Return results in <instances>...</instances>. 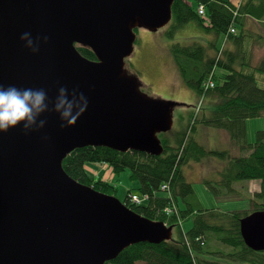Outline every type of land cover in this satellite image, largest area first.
<instances>
[{
  "label": "water",
  "instance_id": "water-1",
  "mask_svg": "<svg viewBox=\"0 0 264 264\" xmlns=\"http://www.w3.org/2000/svg\"><path fill=\"white\" fill-rule=\"evenodd\" d=\"M173 1L0 0V84L45 89L49 109L61 86L69 100L73 89L87 99L63 129L59 113L46 111L39 130L25 134L20 124L0 132V264H106L130 245L172 239L173 226L73 179L62 161L84 146L163 153L159 134L172 130L183 103L144 93L125 59L135 29L166 26ZM24 32L41 37L38 52L24 46ZM240 233L248 247L264 250V210L242 217Z\"/></svg>",
  "mask_w": 264,
  "mask_h": 264
},
{
  "label": "trees",
  "instance_id": "trees-1",
  "mask_svg": "<svg viewBox=\"0 0 264 264\" xmlns=\"http://www.w3.org/2000/svg\"><path fill=\"white\" fill-rule=\"evenodd\" d=\"M199 6L204 8L203 14L198 13ZM248 19L264 31V0H240L238 5L230 0H174L170 31L174 33L194 21L211 38L207 44L194 41L187 45H170L181 79L198 99L187 124L180 131H171L173 137L161 139L164 151L158 156L134 150L120 152L105 146H84L72 150L63 159L62 166L70 177L114 196L116 186L90 176L85 165L105 163L115 173L129 170L130 178L139 182L138 194L143 199L140 203L133 202V191L129 190L124 204L151 220L180 228L178 237L172 236L171 240L160 243L130 245L106 264H212L207 259L208 254L237 263L264 264V250L248 247L240 233L242 217L264 210V129L256 131L254 142H248L246 134L247 120L264 118V87L260 85L264 83V57L255 61L248 43L257 39L258 44L264 45V38L252 30L245 31ZM238 24L242 27L240 31ZM232 27L234 33L230 32ZM221 37L231 40L236 49L220 48ZM261 38L263 40L258 41ZM77 49L88 59H96L90 48L77 45ZM180 123L182 125V121ZM197 127L226 131L239 154L230 156L227 150H205L193 137ZM207 154L228 158L219 179L206 177L202 181L216 199L234 194V181H260V190L249 199L250 211L195 207L198 199L183 167ZM163 184L168 185V190H161ZM172 205L175 210L167 214L166 210ZM189 217L191 227L184 231L182 221ZM215 241L227 246L229 251L221 250Z\"/></svg>",
  "mask_w": 264,
  "mask_h": 264
},
{
  "label": "rangeland",
  "instance_id": "rangeland-1",
  "mask_svg": "<svg viewBox=\"0 0 264 264\" xmlns=\"http://www.w3.org/2000/svg\"><path fill=\"white\" fill-rule=\"evenodd\" d=\"M237 1V0H236ZM249 30L254 31L252 24H255L252 20L248 19ZM246 22V23H247ZM172 21L166 26L158 29L156 32L148 31L144 28H136L135 35L136 40L134 43L133 53L125 59V67L129 73L135 74L141 82V89L147 95L163 100H169L174 102L183 103L184 106H176L174 109V127L175 130L179 123L177 122V116L181 109L193 110L196 107V97L192 95L187 98L176 94L175 87L181 80L179 70L175 64L173 54L170 49V45L173 43H180L182 45L190 44L194 41L206 43L210 38V35L206 34L202 28H200L194 21H190L183 27L177 29L174 33L170 31ZM241 25H237V29L241 30ZM173 34V35H172ZM209 36V37H208ZM224 42V38L221 37L218 42V46L221 48ZM255 41L248 43V48H251L254 60L257 61L261 57H264V45L258 49L252 44ZM247 43V42H246ZM258 43H256L257 45ZM262 79V78H261ZM183 81V80H181ZM260 85L264 87V83L260 82ZM191 94H194L193 90L189 89ZM196 98V99H195ZM264 129V118H253L246 122V134L248 142H254L256 140V131ZM171 130V131H172ZM167 132L160 135V139H165L172 132ZM235 152V150H232ZM103 168L101 163H87L85 169L90 176L95 179H102L116 186L115 197L122 202L124 201L129 190H132L134 194H138L139 182L136 179L130 178L129 170H124L120 173L113 172L112 167L106 165ZM189 180L192 183V187L198 201L195 205L196 208L201 209H216L219 211H250L252 209L250 198L252 194L259 191L256 184H252L247 190L253 191L248 195L245 191L241 190L239 186L236 188V194L228 193V195H222L223 198H235L233 200H218L215 198L213 193L208 190V187L201 181H196L198 173L193 170L190 174ZM243 183L246 181H242ZM220 189V186L217 185ZM225 191V190H223ZM227 191V189H226ZM242 197V199H241ZM192 224V218L189 217L187 220L182 221V228L187 231ZM180 228H173V237H178ZM215 243L223 251H229L227 246H220V243ZM216 249V246L214 247ZM219 249V250H220ZM207 259L212 264H250L244 262H232L227 260L225 257L218 256L216 254H208Z\"/></svg>",
  "mask_w": 264,
  "mask_h": 264
},
{
  "label": "clouds",
  "instance_id": "clouds-1",
  "mask_svg": "<svg viewBox=\"0 0 264 264\" xmlns=\"http://www.w3.org/2000/svg\"><path fill=\"white\" fill-rule=\"evenodd\" d=\"M20 39L25 41V47L33 53L39 51L40 39L37 36L35 40L30 32H24ZM48 36H44L46 43ZM72 99H68V90L61 86L58 95L49 109L47 103V92L43 88H18L15 85L4 87L0 84V132H7L10 128L22 124L25 134L31 131L43 128L46 121L39 119L40 115L46 111H55L59 113L61 121L60 128L63 129L75 123L76 119L83 113L87 107V99L83 93H77L72 90Z\"/></svg>",
  "mask_w": 264,
  "mask_h": 264
},
{
  "label": "crops",
  "instance_id": "crops-1",
  "mask_svg": "<svg viewBox=\"0 0 264 264\" xmlns=\"http://www.w3.org/2000/svg\"><path fill=\"white\" fill-rule=\"evenodd\" d=\"M230 1L235 5H238L240 2V0H237V1L236 0H230ZM252 25L254 27V32L260 34L261 37L264 38V31L260 28V25H258L257 23L252 24ZM249 27L250 26L248 25V22H247L244 25L245 31L247 29H249ZM262 38L258 39V41L263 40ZM256 40L252 44H254L255 47H257L258 49L261 48V50H262L263 45H260V44L256 45V43H257ZM250 46H248V47H250ZM222 47H225L226 49L231 50V51H234L236 49V45L231 40H228V41L224 40ZM210 53H212V52H210ZM260 78H262V76H260ZM181 80H179L178 84H176V87H175L176 94H178L179 96L185 97V98H187L190 95H192L193 97H196L197 95L191 94V92L189 90L190 88L187 87L185 85V83ZM197 100L198 99H196V103L198 102ZM181 106L185 107V105H181ZM190 112H191V110L188 111L184 108L180 110V113L177 116V122L179 123V125L175 130H172L173 132L180 131L182 128H184V126L187 124V121H188L187 118H188ZM179 120L182 121V125H181ZM173 127H174V125H173ZM168 137L169 138L173 137V134L170 133L168 135ZM193 137H194L195 141L207 151H209V150H227L230 152V156H237L239 154L238 148L234 147L232 145L229 134L224 130L216 129V128H208V127H197L196 133L193 135ZM231 150H235V152H233ZM227 163H228V158L223 159L217 155L207 154L204 157H202L201 160L189 161V163L183 167V171H184V174L188 180H192L190 178V176H191L190 174L192 173L193 170H196L198 173V177L196 179V181H198V182L203 181V178H206V177L209 180H214V179L217 180L220 178V174L223 171V169L225 168V166L227 165ZM101 164H102L103 168L107 167L106 166L107 164H105V163H101ZM253 183L257 185L258 189H260V181L259 180H249V181H246L244 183L242 181H234L232 183V186L235 189V192H237L236 188L239 186V188H241V190L245 191L246 193L249 192L252 194L253 191H250L247 189L250 186H252ZM234 194H236V193H234ZM251 194H248V195H251ZM233 199H235V198H231V197L230 198H223V197H221V200H226V201L227 200L228 201L233 200ZM241 199H242V197H241Z\"/></svg>",
  "mask_w": 264,
  "mask_h": 264
},
{
  "label": "built area",
  "instance_id": "built-area-1",
  "mask_svg": "<svg viewBox=\"0 0 264 264\" xmlns=\"http://www.w3.org/2000/svg\"><path fill=\"white\" fill-rule=\"evenodd\" d=\"M198 13L199 14H203L204 13V8L202 7V6H199V8H198ZM230 32L231 33H234L235 32V29L232 27L231 29H230ZM210 85H211V83H210ZM161 190H168V185L167 184H163L162 186H161ZM132 201L133 202H135V203H140V202H142V197L141 196H139V195H136V194H132ZM175 206L174 205H172L171 207H169L167 210H166V212H167V214L168 213H172L174 210H175Z\"/></svg>",
  "mask_w": 264,
  "mask_h": 264
}]
</instances>
